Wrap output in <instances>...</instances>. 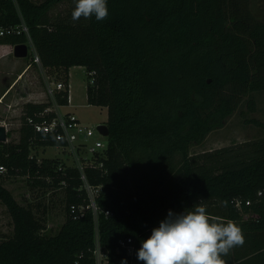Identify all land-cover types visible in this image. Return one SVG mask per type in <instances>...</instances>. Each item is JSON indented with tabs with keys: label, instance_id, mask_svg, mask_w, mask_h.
I'll use <instances>...</instances> for the list:
<instances>
[{
	"label": "trees",
	"instance_id": "trees-1",
	"mask_svg": "<svg viewBox=\"0 0 264 264\" xmlns=\"http://www.w3.org/2000/svg\"><path fill=\"white\" fill-rule=\"evenodd\" d=\"M63 1L0 0V26L24 20L55 82L69 84L70 69L86 67L88 103L108 110V146L95 160L103 167H85L89 183L101 187L99 225L91 210L75 217L89 204L79 169L32 155L66 145L29 123L52 121L56 113L45 111L53 102H26L19 142H0V167L33 188L64 189L66 220L45 235L44 218L15 199L0 172V201L14 222L13 236L0 243V264H96L97 236L110 264H143L137 250L169 210L179 214L198 203L243 231L244 244L222 257L226 264H264V138L190 153L249 94L264 91V21L252 0H107L103 21L53 18ZM27 42L24 34L0 38V45ZM56 102L68 106L67 92ZM247 107L255 112L256 101ZM245 123L264 127L256 118ZM128 237L135 244L129 261L118 248Z\"/></svg>",
	"mask_w": 264,
	"mask_h": 264
},
{
	"label": "rangeland",
	"instance_id": "rangeland-1",
	"mask_svg": "<svg viewBox=\"0 0 264 264\" xmlns=\"http://www.w3.org/2000/svg\"><path fill=\"white\" fill-rule=\"evenodd\" d=\"M75 6V0H64L55 6L51 15L53 18L60 19L71 15ZM251 9L259 20L264 21V0H252ZM24 62V59H21ZM14 56L13 52L7 54L0 60V97L9 89H12L6 97L11 103L12 108L0 105V125L7 129V142L16 143L20 139L21 115L23 106L31 97V91L42 86L45 89L47 101H52L48 97L46 88L48 83H53L56 80L41 66L34 64L35 71L31 74L22 77L11 72L8 76L5 70L6 66L12 67L13 63L21 61ZM3 77V78H1ZM14 78L18 81H13ZM90 82L88 70L84 66L72 67L69 72V83L71 91V104L68 106H60L59 111L62 114L75 115L80 122L94 129L99 124H106L108 119V110L106 107L94 106L88 103L87 87ZM16 84V85H15ZM15 85V86H14ZM54 85V83L52 84ZM14 86V87H13ZM256 101V111L250 112L247 107L248 99ZM53 102V101H52ZM56 106V105H55ZM243 112L246 114L243 115ZM246 118H256L264 123V91L249 94L240 107L233 115L227 118L225 124L221 128L214 129L210 132L206 139L201 144H192L190 153L192 156L203 155L204 153H215L220 149L238 148L242 143L247 141L258 140L264 138V127L260 128L254 125L246 124ZM97 139L106 140L96 134L93 138L88 139L89 143L95 142ZM34 155L40 162L43 158H50L64 165H73V160L77 161L68 151H63L61 147H41L33 150ZM98 155H101L98 153ZM91 154L85 151L82 154L83 160L88 161ZM82 159V158H81ZM82 160V161H83ZM85 161V160H84ZM204 159H200L203 163ZM4 185L13 193L15 199L24 206H32L39 217L45 220V235H55L66 220L65 199L66 194L64 189H51L46 187L31 186L27 177L11 176L4 172ZM38 205L40 207L38 208ZM14 222L8 212L6 206L0 201V243L13 236Z\"/></svg>",
	"mask_w": 264,
	"mask_h": 264
},
{
	"label": "clouds",
	"instance_id": "clouds-1",
	"mask_svg": "<svg viewBox=\"0 0 264 264\" xmlns=\"http://www.w3.org/2000/svg\"><path fill=\"white\" fill-rule=\"evenodd\" d=\"M109 15L107 0H75L71 17L97 21ZM167 217L141 242L137 259L143 264H226L222 258L245 242L241 227L232 220L210 215L201 204ZM122 264H127L126 260Z\"/></svg>",
	"mask_w": 264,
	"mask_h": 264
},
{
	"label": "built area",
	"instance_id": "built-area-1",
	"mask_svg": "<svg viewBox=\"0 0 264 264\" xmlns=\"http://www.w3.org/2000/svg\"><path fill=\"white\" fill-rule=\"evenodd\" d=\"M16 2V0H13ZM33 3L40 4L44 0H30ZM23 19V18H22ZM20 35L24 34L28 38V42L26 43L28 46V57L32 60V63H35L39 67L42 66V62L40 56L36 50V47L30 37L29 28L25 24L24 20L17 26H0V38L7 37L10 35ZM14 51V46H13ZM94 73H90L93 75ZM54 83V85H52ZM48 83L46 88V93L48 97L52 98L53 106L48 108L45 113L54 111L56 113V117L52 119L50 122H42L35 123L32 118L29 119L30 124L35 125V129L37 132L53 134L56 136L58 141H65L66 145L61 146L63 151H68L74 157L77 158V161L73 160V165H68V167H76L81 172L82 179V188L88 195L89 204L87 206L79 207L78 214L75 216L76 218H83L86 210H91L94 216L96 228H98L99 220V208L96 203V198L101 191V187L92 186L85 174V167H95L101 168L103 167V163H96L95 160L98 158L97 154H103V151L107 149L108 146V137L103 135L101 131L98 129L99 125L96 128L92 129L84 123L80 122V120L71 114H62L59 111V105L56 102V94L60 91L67 92L68 94V102L71 104V91H70V83L66 84L63 81ZM3 96L0 98L2 100ZM56 105V106H55ZM12 108V105L9 106ZM96 134H98L103 139H97L95 142L89 143L88 139L93 138ZM87 151L91 154V158L88 161L87 159L83 160L82 154ZM82 158V159H81ZM83 160V161H82ZM5 168L0 167V172H4ZM72 212H76V207H72ZM106 214H109V211H106ZM119 252H124L127 256L128 261L133 259L135 254V244L134 240L131 237L120 239L118 242ZM94 257L96 264H110L109 254L108 252L102 248L100 245L99 237L96 238V246L94 249Z\"/></svg>",
	"mask_w": 264,
	"mask_h": 264
},
{
	"label": "crops",
	"instance_id": "crops-1",
	"mask_svg": "<svg viewBox=\"0 0 264 264\" xmlns=\"http://www.w3.org/2000/svg\"><path fill=\"white\" fill-rule=\"evenodd\" d=\"M10 52H13V46H11V45H0V60H2ZM17 59H19V60L24 59V62H22V60H21V61H18L16 63H13L11 68H10V66H6V67H8V69L5 71L7 72L8 76L11 74V72H15V75H18L19 77L23 78L24 76H27V75L31 74L33 71H35L34 64L32 63V60L29 57L28 58H17ZM1 78H3V77H1ZM13 81L14 82L18 81V79L16 80V78H14ZM37 88L38 89H36L34 91L30 90L31 91V94H30L31 99L29 101L34 102V103L47 102V97L45 95V89L42 86L37 87ZM11 90L12 89H9L7 92L3 93L4 95H2L3 98H2V100H0V105H2V106L6 105L8 107L11 105V103H9L6 99V97L10 94Z\"/></svg>",
	"mask_w": 264,
	"mask_h": 264
},
{
	"label": "water",
	"instance_id": "water-1",
	"mask_svg": "<svg viewBox=\"0 0 264 264\" xmlns=\"http://www.w3.org/2000/svg\"><path fill=\"white\" fill-rule=\"evenodd\" d=\"M14 56L16 58H27L28 57V46L27 44H18L14 46ZM98 129L105 136H109L110 131L107 124L99 125ZM7 129L5 126L0 125V142H7Z\"/></svg>",
	"mask_w": 264,
	"mask_h": 264
}]
</instances>
